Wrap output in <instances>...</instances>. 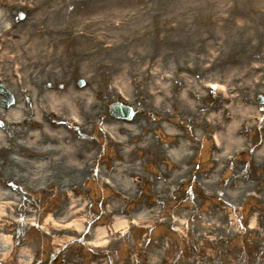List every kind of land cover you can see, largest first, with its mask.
<instances>
[{"label":"rangeland","instance_id":"obj_1","mask_svg":"<svg viewBox=\"0 0 264 264\" xmlns=\"http://www.w3.org/2000/svg\"><path fill=\"white\" fill-rule=\"evenodd\" d=\"M115 5L110 0H0V9L8 16L0 15V23L7 21L0 24V62L6 60L5 69L0 68L3 78L0 84L9 92L0 91V96H4L0 98V107L14 104L13 93H24V83L31 74L28 67L32 76L33 69L46 70L37 76L41 77L39 85L43 89L48 84L49 91L63 96L76 86L82 91L78 93H87L71 95L75 110L61 109L65 100L71 103L69 97L54 96L59 103L46 102V91L38 95L41 102L31 103L33 109L40 107L39 112L47 114V122L53 128L71 135L72 148H76L73 153L78 151V156L74 155L85 157L81 160L86 162L71 165L78 173L68 180L66 188L52 173L44 178L40 175L41 185L36 188L37 184L24 179L27 168L23 178L14 175V179H5L6 186L0 187L16 188L12 192L19 196L17 200L0 199V211L6 210V217L0 216V264H264V132L253 134L247 128L243 134H234L240 140L233 141L229 148L221 134L231 124L229 119L237 118L231 112L234 109L231 105L244 101L241 91L234 89L242 84L238 76H248L244 74L245 68L255 77L264 75L260 61L264 57L245 58V65L237 64L235 84L230 81L229 64L222 65L223 72L212 68L214 62H222L220 54L235 39L228 34L220 38V30L241 28L244 34L246 24L262 18V24L259 23L262 34L256 36L264 37V0H141L128 6L119 3L118 12ZM235 6H243L246 9L240 10L251 13L250 23L241 21L243 15L233 12ZM121 11L137 22L135 28H120L126 18ZM149 21L155 22L156 31ZM35 28L46 32L39 35L43 39L31 51L23 31L28 34ZM179 31L189 32H181V38L189 41L181 42L176 60L179 64L174 68V60L168 57L173 49L172 41L175 50L180 47ZM143 34L147 35V41L156 37L155 50L143 48L146 38L143 39ZM20 45L26 47L20 50ZM75 55L76 59L86 58L85 64L71 62ZM129 61L135 62L133 69L124 72L120 64ZM87 64L90 66L84 70ZM50 71L56 76L45 75ZM50 77L58 84L51 86ZM121 77L125 78L124 87ZM81 78L86 84L79 88ZM27 82L30 86L35 84L28 78ZM210 82L222 83L224 90L213 91ZM128 83L134 90L126 95ZM120 85L126 99L120 93ZM197 85L199 88L195 89ZM161 87H173L174 96L165 98L168 93L161 92ZM187 88L189 95L185 96L183 92ZM25 93L32 97L31 92ZM9 97L11 102L6 104ZM262 99L264 92L255 96L257 105L264 107ZM122 100L134 109L137 107L132 120L109 112L112 104ZM191 100L203 104L200 113L193 110ZM157 104L163 105L169 114L168 121L164 120L162 125H171L179 134L160 127L159 114L156 112V117L155 109L151 108ZM95 106H99L100 113L93 118ZM225 106L231 107L224 119L217 120L219 125L209 124L216 110L219 112ZM80 107L87 112L88 119L84 112L78 111L82 110ZM185 110L191 111L189 118L182 115ZM137 117L145 119L149 124L146 136L154 142L156 139L161 147L158 153L151 148L145 155L137 151L132 154L137 160L147 159L146 166L141 164L135 173L143 179L148 176V183L136 179L135 173L127 176L122 170L115 171L111 161L119 148L146 146L148 138L131 139L126 128L120 130V126V133L113 128L119 123H132ZM257 119L255 116L250 119L249 125L256 124L253 121ZM131 128L135 131L137 125L132 124ZM109 135H117L119 144H113ZM88 139L96 149L88 150ZM179 141L185 143L181 148L177 147ZM178 153L185 168L175 166ZM80 166L86 167L87 172L78 171L82 169ZM153 170L163 176H154ZM48 171L39 173L44 175ZM69 172L61 173L68 176ZM123 175L130 185L120 190L122 184L118 185L116 180L122 182ZM10 180L15 184L10 186ZM119 218L128 219L130 224L124 229L115 228ZM100 230L107 231L104 238L99 236ZM99 239L106 241L97 242Z\"/></svg>","mask_w":264,"mask_h":264},{"label":"bare ground","instance_id":"obj_2","mask_svg":"<svg viewBox=\"0 0 264 264\" xmlns=\"http://www.w3.org/2000/svg\"><path fill=\"white\" fill-rule=\"evenodd\" d=\"M140 1L141 0H110V3L111 2L117 3V5H115V6H117L116 12H118V11H120V9H119L120 5H118L119 3H125L128 6V5L138 3ZM243 6H241V7L235 6L233 12L235 14H238V15H243V16H241L242 17L241 21L250 23L251 13H248L245 10H240V8H244ZM244 9H246V8H244ZM202 11L204 13H208L207 10L204 8L202 9ZM122 13H124V15H125L124 18L125 17L126 18L123 21V23L121 24L120 28L121 29L122 28H124V29L125 28L126 29L135 28L137 25V22L135 20H131V18H129L128 13H125V12H122ZM241 13H243V14H241ZM1 14L3 15V18L8 17L6 14L3 13L2 9H0V15ZM11 16H12V18L15 17L14 13L13 14L11 13ZM245 17H247L249 19V21L248 20L246 21ZM120 19L121 18H118V20H120ZM261 20H262V18H260L259 22L246 24L245 28L247 29V32L245 30L246 33L244 32V34L242 33L241 28H236V30H234L233 28H229V27L226 28V25H225L226 23H223V25L225 26L226 29L219 31L220 38H226V34H228L230 36H233V38H235V39L232 40L231 42L229 40H227V42H230V45L227 49H224V51L220 54L219 59L221 58L222 62H220L218 64H215L216 62H214L212 64V68L217 69V72H223V67H225L227 64H229L230 68H231V70L229 71L231 74L229 76L231 78L230 81L232 82V84L233 83L235 84L236 79L238 77L241 78L240 80H242V84L237 85L234 89H239L241 91V97H242V100H244L243 103L240 105H236V104L231 105L234 108L233 111H231V112H233V114L235 116H237V118L234 119V117L232 116L234 120L229 119V123H231V124L227 126V128L224 132H221V134H224L222 139L223 140L225 139L227 148L231 147L233 141L240 140V138L234 137V134H243V132L245 130H247V128H251V131L253 130V134H258L259 132H261L263 134V132H264V107L257 105V103L255 101V96H257V95L260 96L264 92V75L255 77L254 76L255 74H252L253 72L248 70L249 68H245L244 69L245 73L244 72L243 73L245 75H248V76H243L241 74H240V76H238L237 73H239V72H238V69L236 68V65L239 63L241 65L246 64L247 61L245 60V58L247 60H248V58H250V60H251V59L257 58V56H260L261 58L264 57V37L259 36V38H258L256 36L257 33L262 34L260 32L261 29L259 28V23L262 24ZM5 22H7V21L1 22L0 24H3ZM151 23L153 26V30L156 31L155 22L149 21L150 25H151ZM114 30H115V27L112 28L111 30H109L108 33L111 34ZM16 31L19 32L18 30H16ZM44 32H46V30L40 31V30H38V28L32 29L31 31H29L28 34H24V31H23L24 41H28L27 43L30 44L31 51L33 48L36 49V46L40 43L41 39H43V38H40L39 35H42ZM181 32L182 33H189L186 31H184V32L179 31V33H180V40H179L180 47H178V49L175 50L174 49L175 44L173 41L171 42L173 49L170 53V56L168 57V60H171V59L174 60V62H175L174 63L175 66H173L174 68L178 67L179 62L177 63L176 60L180 56L179 52L181 51V42L185 41V38H181V34H182ZM172 34H175V33H172ZM154 35H155V33H154ZM146 36H147L146 34H143V39ZM188 41L189 40H186L185 43ZM238 41H240L241 43H237ZM156 43H157V39L155 36L148 41H147V37H146L143 40V48L148 47L150 50H152V49L155 50L154 47H156V45H155ZM240 45H242V46L240 47ZM24 47H26V46L20 45V50H23ZM38 50H36V51H38ZM198 50H200V49H198ZM42 52H43V50H42ZM148 53H149L148 55H150L151 52L148 51ZM111 54H113V52ZM76 57H77L76 55H75V57H72L73 59L71 62H73L74 64L78 63L79 65L83 62L85 64L86 58L76 59ZM94 57H91V58H94ZM70 60L71 59H69V61ZM89 60H92V59H89ZM260 61L262 62L261 63L262 69H263L262 71H264V62H263L264 60L262 61V59H260ZM149 62L150 61H148L147 64ZM5 63H6L5 59H2V61L0 62V64H1L0 68L3 70L5 69L3 64H5ZM134 63L132 61L131 62L129 61L126 64H120V65H123L124 72H126L127 70L129 72L130 70L133 69L132 64H134ZM255 64H259V63L255 62ZM100 65L102 66L103 64L100 62ZM222 65H224V66L222 67ZM89 66L90 65L87 64L85 66L84 70H87L89 68ZM28 69L31 71V74L29 77L27 76V78L30 79V82H34L35 84H34V86H30V84H27L29 82H27V78H26V82H25L26 85L24 83V90L23 91H24V93H25V91L31 92L32 95H30V96H32V97L29 98L28 97L29 94H26V93L24 94L22 91H20L16 95H15V93L12 92L14 99H15L14 104L11 105L9 108L0 107V136H1L0 137V161L2 164V165H0V186H3V185L6 186L5 179L6 178L14 179V175H17L19 178H21L20 176L22 175V178H23L25 175L23 173V171L25 170V168H27L26 169L27 174H26L24 179L27 180V183L31 182L32 185L37 184L36 188L38 185H41V179H40L41 176H42V178H44L47 175H50L51 173L55 175L54 178L56 177L57 180H60L61 184L59 182L58 183L61 186H63V188H66V185H68L67 184L68 180H71V178H73L78 173L77 169L75 167H72L71 165L72 164H75V165L79 164L80 165V164L86 162V160H81V159H86V158L85 157H77L78 151L74 152L77 155V156H75L73 153V150H75L76 148H72L73 142L71 140H74V139L71 138V135H68L67 132H65L63 129H58L56 127L53 128L52 125L47 122V121H49V120H47V114L46 113L44 114L43 112L40 113L39 112L40 107H38V109H33V106L31 105V103L33 101L41 102V98H39L40 96H38V95H40L42 91H46L47 92L46 94L48 96V100H46V102L51 101V102H55V103L58 102L59 103V100H57L55 98L53 99L54 96L58 99L59 98L60 99H62V98L67 99L69 97L71 103H68V99L65 100L64 102L66 104H64V107H61V109L62 110L67 109L68 111L73 110V109L75 110L76 105L73 104L74 99L71 98V95L77 96V95H85L87 93H85V94L84 93H78V92H82V91H78L76 89V86H75L76 90L74 89L75 91L70 90L71 92H69L67 95L62 94L63 96L59 95L60 94L59 92L54 93L53 91H49L50 86L48 84H46L45 85L46 88L43 89L39 85V79L41 77L38 78L37 76H40V74L43 72H46V70L45 69L39 70L37 68L35 70L33 69V72H35V74H33V76H32V69L30 67H28ZM120 69H122V67ZM197 69H195V70H197ZM24 70H27V69L24 68ZM101 71L103 72V70H101ZM234 73H236V75L238 77H236V75H234ZM46 74L56 76L54 71L47 72V73H45V75ZM0 79L3 80V78H0ZM49 81L52 83L51 86L58 84V83L54 82L55 80L53 81L52 77H50ZM120 81L123 82L122 86L124 87V85L126 84L125 78L121 77ZM164 82H166V81H164ZM164 82H162V83H164ZM213 83H216V82H210V84H213ZM78 86H79V88L81 87V85H78ZM122 86L121 85L119 86V87H121L120 93L123 94L124 98L126 99L125 96L127 95V93H129L130 91L133 92L134 89H132L128 83L126 85V88H127L126 91L127 92L125 95L124 88ZM164 86H166V85H164ZM27 88H29L30 90ZM51 88H53V87H51ZM163 88H165V89H163ZM198 88L199 87L197 85L195 87V89H198ZM218 88L220 90H223L224 85L222 83H220ZM232 89H233V85H232V88L230 89V91H232ZM239 90L236 92L239 93ZM166 91L168 93V96L165 98H168L169 96H174L173 93H174L175 89H173V87H161V92L165 93ZM226 93L228 94V91H226ZM183 94L185 96L189 95L188 94V88L183 92ZM252 94H253V96H252ZM2 97H4V96L2 95ZM2 97L0 96V98H2ZM159 97L162 98L161 94L159 95ZM262 101H264V99H262ZM122 103L124 104L125 101L122 100ZM192 104H193V107H192L193 110L196 113H200V110L203 107V104H201V102H196V101H192ZM68 105H72V106H68ZM157 105H159V106H157ZM157 105H154L151 108H153V110L155 109L154 112H155L156 117H157V113L159 114L158 117L161 120V122H159L160 127L163 128V126H164V129L166 131L169 130L171 134H179L178 131L175 130V128L171 127V125H168L166 122H164V123H166V125H162V122L164 120L168 121L169 114L167 113V111L163 105H161V104H157ZM191 106H189V107H191ZM209 106H212V105L209 104ZM231 106H229V107H231ZM50 107H52V106H50ZM50 107H48L47 111L49 110ZM229 107L225 106V107L221 108L219 112L216 110V113L214 115V119L211 122H209V124H211L213 126L219 125L217 123V120L226 116L225 112H227ZM80 108L82 110L79 109L78 111H82L85 113V110L82 107H80ZM92 109L93 110H92L91 117L95 118L94 115L97 116L100 113L99 112V106H95ZM132 109H133V111H135L137 109V107H136V109H134V108H132ZM34 110H36L38 114L35 113ZM136 114H137L136 112L133 113L132 116L127 118V119L132 120L136 116ZM85 115H86V119H88L87 112L85 113ZM182 115L185 118H189L191 116V111L185 110V111H183ZM254 116H255V119L256 118H258V119L253 121L256 124H253L252 126H250L249 125V122L251 121L250 119H252ZM88 121H92V119H89ZM93 123H94V121H93ZM132 124L137 125V128L135 129V131L131 128ZM120 126H122V127L120 128ZM110 127L111 126H109L107 128L111 129ZM160 127L156 128V129L159 130ZM202 127H205V126L203 125ZM252 127L254 129H252ZM113 128L118 129L119 133H120V130L122 128H126L129 132V136H127V137L131 138V139H132V137H134V138H138V139L140 138V140L144 139V141H145L148 138V136H146V133L149 130V124H147L145 119L140 118V117H137L132 123H129V122L128 123L127 122L126 123L125 122L119 123L118 125L114 126ZM119 128H120V130H119ZM17 130L22 131V133H20V134H27L28 136H26V138H24L23 137L24 135H20L19 132L17 133ZM112 132H113V134H115L114 131H112ZM136 132H138L140 134V136L137 135ZM11 137H13V138L11 139ZM115 137H116L117 141H115L116 144L115 143H113V144L117 145V143L119 142V140L117 139L118 136L115 135ZM81 139H83V137ZM88 140H89V142L87 143L88 150L92 151L93 148L96 149L97 147H95L94 142L91 141V139H88ZM127 140H129V139H127ZM154 140H155V142L153 141V139L148 138L146 141V146L143 148H141L138 144H136L134 148L131 145H129L128 148L127 147L123 148L125 150H123L121 148H119L120 149L119 150V149H117V146H116L115 147V150L117 149L116 153L111 158V161L114 163L115 171L122 170L124 174H127V176H129L128 173H135L137 167H139L141 164L146 166V163L148 162L147 159L137 160L132 154L135 151H137L139 154L145 155L151 148H153L154 152L158 153L161 150V147L156 142V139H154ZM184 144H185L184 142L179 141L177 144V147L181 148V145L184 146ZM28 151L31 154H29ZM94 155L95 156L97 155V150L94 152ZM179 155H181V153H178L177 157H175V159L177 160V162H176L177 164H175V166L179 167V168H181V166H182L183 168H185V164L183 163V161H181V159H180L181 157H179ZM33 156H38V158H35ZM28 158H30V159L32 158L33 160L32 159L30 160ZM116 159H119L120 161L117 162ZM70 160L73 163H71ZM255 160H256V158H255ZM31 161H35L36 164L32 163ZM115 165H117V166H115ZM118 165H121L122 168H118L119 167ZM22 167L24 169L19 170ZM186 167H189L188 164H186ZM80 168H82V169H80L78 171L83 170V172H87L85 170L86 167L80 166ZM46 169L49 170L48 171L49 173H46L44 175L39 173V172H45ZM32 170L35 171V173ZM68 170H70V172L68 173V176H65L61 173V172H65ZM30 171L33 172V174L29 173ZM184 172L185 171H183L181 173H184ZM151 173L154 176H159V177L163 176V174L162 175H161V173L157 174V172L154 170L151 171ZM86 175L90 177L91 174L86 173ZM135 175H136V179L142 178L143 181L144 180L146 181L145 183H148V179H150L146 175H145L144 179L140 174L135 173ZM123 179L124 180L122 182L120 181V183H119L118 179L116 180L118 185L122 184V186H121L122 188H120V190L124 189V186L130 185L129 179H127L125 175H123ZM173 180H175V178ZM8 183H10V186L15 184V183H13L12 180H10V182L8 181ZM18 186H19V184H18ZM33 187H35V186H33ZM11 188L12 189L0 187V199L17 200L16 196H19V195L12 192L13 190H16V188L15 189H13V187H11ZM5 211L6 210L0 211V216L4 215V217H6ZM69 213H71V212H69ZM114 224H115V228L119 227L121 229H124L130 223H128V219L123 220V219L119 218V221H116ZM76 225L83 227L82 224H80V223H76ZM83 230L84 229H81L80 231H83ZM98 234H99V236H102V238H104L107 235V231L103 230L101 232V230H100V232ZM100 240H101V242L106 241L103 239H99L96 241L100 242Z\"/></svg>","mask_w":264,"mask_h":264},{"label":"water","instance_id":"obj_3","mask_svg":"<svg viewBox=\"0 0 264 264\" xmlns=\"http://www.w3.org/2000/svg\"><path fill=\"white\" fill-rule=\"evenodd\" d=\"M112 113L116 116H120L123 118H129L132 116V110L127 106H122L121 104H115L111 108Z\"/></svg>","mask_w":264,"mask_h":264}]
</instances>
